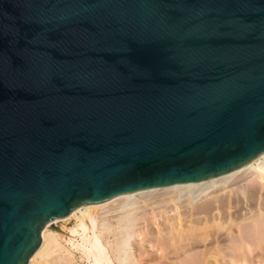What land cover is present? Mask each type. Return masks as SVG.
Instances as JSON below:
<instances>
[{
  "label": "water",
  "instance_id": "water-1",
  "mask_svg": "<svg viewBox=\"0 0 264 264\" xmlns=\"http://www.w3.org/2000/svg\"><path fill=\"white\" fill-rule=\"evenodd\" d=\"M264 153V0H0V264L83 205Z\"/></svg>",
  "mask_w": 264,
  "mask_h": 264
},
{
  "label": "bare ground",
  "instance_id": "bare-ground-1",
  "mask_svg": "<svg viewBox=\"0 0 264 264\" xmlns=\"http://www.w3.org/2000/svg\"><path fill=\"white\" fill-rule=\"evenodd\" d=\"M111 213L119 215L115 227L110 218L107 220ZM70 220L74 226L68 228ZM237 226L255 230L256 238L252 233L247 235L250 239L254 237L255 244L241 234L248 244L254 245L249 244V253L256 249L264 251V153L219 176L135 191L97 205L76 207L41 228L39 244L26 264H55L54 258L64 263L74 252L82 254L89 264H136L131 252L132 240L141 228V232L145 229L144 237L164 240L165 245L167 242L166 258L168 254L173 257L183 254L180 256L185 264H222L223 261L237 264L250 259L248 251L239 246L236 251L203 247L193 254L208 238L218 236L215 241L221 240L224 231L228 233ZM261 254L264 256V252Z\"/></svg>",
  "mask_w": 264,
  "mask_h": 264
},
{
  "label": "rangeland",
  "instance_id": "rangeland-1",
  "mask_svg": "<svg viewBox=\"0 0 264 264\" xmlns=\"http://www.w3.org/2000/svg\"><path fill=\"white\" fill-rule=\"evenodd\" d=\"M99 211H97L96 213H98ZM118 213H111V214H109V215H107L108 217H107V220L109 219V221H110V223L115 227V223H116V219H117V217L119 216V215H117ZM147 214H148V212H147ZM98 220H101V219H99L98 218ZM68 228H71V227H73L74 226V221L72 220H70L69 222H67V225H66ZM141 227H143V226H141ZM140 227V228H141ZM155 227V226H154ZM243 226H241L240 228H239V226H237L236 228L234 227L233 229H232V231H229L228 233H227V231H224V233H222L223 235H221V233H219V235H221L220 237V239L221 240H218L219 239V237L217 236H215V237H212L211 239L210 238H208L205 242H202L203 244H201V246L199 247V249L197 248V249H194L195 250V252H193V254L195 253H197V252H199V250L201 251V249L203 250V247L204 248H207V249H215V248H217L218 247V249L219 248H223V249H230V250H232V251H236L237 249H239V248H237V249H235L236 247H240L241 249H246L247 251L251 248L250 247V245L249 244H251L252 242H253V244H255V240L253 239V238H251L250 239V237H248V236H250L249 234L250 233H252V236H255L253 233V230H254V228L253 229H247L246 227V229L245 228H243ZM141 230H143L142 228H141ZM141 230H140V232L137 234V236H134V238H133V240H132V248H131V252H132V254H133V256L132 257H134L133 259H135V263L136 264H180L181 262V264H185V261L182 259V257L183 256H185V255H178L177 257L176 256H171V255H169L168 254V258L170 259H168V258H166L165 257V251L167 250V251H169V249L167 248V242H166V245H165V243H164V240H162V241H160L159 239H155V238H149V237H144V232H145V229H144V231H142L141 232ZM243 230H245V231H243ZM255 231V230H254ZM257 231V230H256ZM234 232V233H233ZM143 234V235H142ZM227 234V235H226ZM234 234V235H233ZM241 234H242V237H246V238H249L250 240L248 241V239H246L245 238V240H247L248 242H251V243H247L242 237H241ZM245 234V235H244ZM141 235V236H140ZM146 235V234H145ZM244 235V236H243ZM248 235V236H247ZM226 236V237H225ZM231 236V237H230ZM237 236V237H236ZM142 238H144V239H142ZM215 238H218L217 239V241H215L216 239ZM234 238V239H233ZM236 238H237V240L239 239V241H237L236 242ZM255 238H256V236H255ZM146 239V240H145ZM152 239V240H151ZM213 239V240H212ZM225 239V240H224ZM243 239V240H242ZM156 240V241H155ZM209 240V241H208ZM233 240V241H232ZM224 241V242H223ZM245 241V242H244ZM112 242V241H111ZM232 242H233V244H232ZM240 244H239V243ZM237 246H236V245ZM253 244H251L252 246H254ZM113 245H114V243H113ZM209 245H210V247L211 248H209ZM230 247H229V246ZM233 245V246H232ZM235 245V246H234ZM246 245V246H245ZM248 245V246H247ZM165 246H166V248H165ZM169 246V245H168ZM206 246V247H205ZM217 246V247H216ZM226 246V247H225ZM142 247V248H141ZM248 247H250V248H248ZM65 248H68V246H66ZM136 248H137V250H136ZM164 248H165V250H164ZM232 248V249H231ZM141 249V250H140ZM143 249V250H142ZM196 250H197V252H196ZM139 251H141V252H139ZM161 251V252H160ZM167 251H166V253H167ZM227 251H229V250H227ZM245 251V250H244ZM137 252H139V254H137ZM144 252V253H143ZM264 252V251H263ZM262 251H260L259 249H256V250H254V251H252V252H250L249 253V251H248V253H249V255H250V259H248V260H245V261H241V262H238L237 264H264V256H262V254L261 253H263ZM160 253H162V254H160ZM66 253H64V255H65ZM79 252L77 253V252H74L73 253V257H67V259H65V261H64V263H63V261H61L60 260V262H59V260L58 259H56V258H54L55 259V262L57 263V264H65V262L68 260V262L69 263H67L66 262V264H89L88 262H87V260H85L86 258H83L84 256L82 255V254H80V255H82V256H79ZM165 254V255H164ZM192 254V253H191ZM146 255V256H145ZM152 255V256H151ZM56 255H54L53 257H55ZM144 256V257H143ZM148 256V257H147ZM161 256V257H160ZM181 258H180V257ZM76 257V258H75ZM79 257H80V259H79ZM68 258H72V262L71 261H69L70 259H68ZM174 258V259H173ZM185 258V257H184ZM83 259V260H82ZM139 259V260H138ZM172 259L174 260V261H172ZM178 259H182L181 261L180 260H178ZM258 259V260H257ZM58 260V261H57ZM140 262V263H138V261ZM159 260V261H158ZM161 261V262H160ZM184 261V262H183ZM62 262V263H61ZM71 262V263H70ZM74 262V263H73ZM155 262V263H154ZM157 262V263H156ZM178 262V263H177ZM180 262V263H179ZM258 262V263H257ZM261 262V263H260ZM55 263V264H56ZM221 263V262H220ZM186 264H188L187 262H186ZM222 264H227L226 262H222ZM228 264H234V263H228Z\"/></svg>",
  "mask_w": 264,
  "mask_h": 264
}]
</instances>
